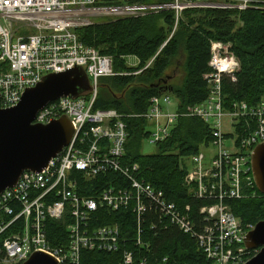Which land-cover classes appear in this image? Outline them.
Listing matches in <instances>:
<instances>
[{
	"label": "built area",
	"instance_id": "1",
	"mask_svg": "<svg viewBox=\"0 0 264 264\" xmlns=\"http://www.w3.org/2000/svg\"><path fill=\"white\" fill-rule=\"evenodd\" d=\"M112 1L117 4L97 5L99 0H0L1 108L18 105L24 92L37 86L46 75L66 72L76 66L85 69L92 85L89 92L76 98L62 97L38 112L34 123L43 125L64 115L69 117L74 135L48 167L41 172H23L15 186L0 194V264H23L36 252L52 256L57 264H81L84 249L117 250L122 238L120 228L92 229L89 222L93 213L100 207L116 211L135 201L142 215L146 199L160 202L164 216L196 238L208 264H247L261 250L246 245L247 236L256 223L244 224L231 210L228 200L259 197L252 172V154L264 143V101L255 106L242 102L235 104V109L224 107L222 77L227 75L236 80L234 75L240 69L239 60L229 53L225 44L212 42L210 66L213 72L206 75L210 90L207 100L180 112L175 98L164 93L153 96L149 110L139 115L149 121L147 138L157 145L170 137L182 116L198 117L209 124L212 140L204 146L208 150L215 148V153L209 156L201 150L191 156V167L187 165L184 179L192 196L212 201L200 209L203 229L199 232L188 215L175 204L167 203L163 193L130 173L131 166L138 172L140 165L124 161L129 137L128 126L123 120L125 116L115 109L94 110L99 81L117 75L114 60L86 46L76 32L93 25L97 18L143 17L174 10L173 36L184 10L214 9V1L175 0L174 3L153 4ZM248 5L246 0L227 1L216 8L245 10ZM172 105H175L174 110H171ZM226 117L231 133L225 132ZM245 120L254 121L255 128L251 130L252 125L248 124L249 129L243 133L238 131V126L242 121L245 124ZM227 138L232 139L231 149ZM112 170L131 178V188L110 186L97 197L79 195L76 172H80L83 179H94ZM51 193L53 200L48 197ZM15 201L20 203L19 209ZM68 216L73 218L72 223L67 224L68 245L52 246L47 240L46 219ZM20 219L22 226L17 232L12 231L13 224ZM167 262L165 258L160 264ZM120 264L148 263L146 259L135 260L126 250Z\"/></svg>",
	"mask_w": 264,
	"mask_h": 264
},
{
	"label": "trees",
	"instance_id": "2",
	"mask_svg": "<svg viewBox=\"0 0 264 264\" xmlns=\"http://www.w3.org/2000/svg\"><path fill=\"white\" fill-rule=\"evenodd\" d=\"M184 1V0H181ZM175 0H133L132 3H174ZM114 5L112 0H99L97 5ZM176 25V12L166 10L143 17H123L108 21H97L93 25L76 30L79 39L101 54L111 56L117 75L99 81L98 97L94 110L115 109L124 115L129 131L124 161L138 163L140 170L130 173L139 180L150 183L157 192L163 193L168 204H175L189 216L197 230L203 229L200 209L212 201L200 199L189 193L184 179L187 172L186 158L199 153L202 146L212 140L211 128L198 117L182 116L178 119L171 135L158 144V152L145 155L141 152L142 142L148 137L149 121L139 115L149 110L150 99L155 95L170 93L175 97L180 112L188 107L204 103L210 93L206 75L213 72L212 42L230 44V51L238 58L240 69L236 80L224 75L222 88L224 107L235 109V104L247 102L250 106L264 101V0H254L245 10H220L188 8L184 10ZM183 52L184 77L180 84L167 82L152 87L165 78L166 72ZM136 57V66L128 64V57ZM169 81V80H168ZM120 92V93H118ZM125 92L124 94H122ZM255 122L245 120L238 131L246 132ZM231 136V134H229ZM79 179L78 193L85 197H97L104 189L114 186L131 188V178L110 171L94 179ZM75 175V176H76ZM259 197L228 200L231 210L243 223H258L264 220V195ZM50 200L54 194L48 195ZM146 210L141 215L135 201L128 207L116 211L98 208L89 225L92 229L118 226L122 233L117 250H90L81 252V264H120L126 250L135 260L146 259L148 264H208L196 238L180 230L163 214L162 204L146 199ZM14 205L19 209L20 203ZM73 218H47L45 222L47 240L55 247L69 243L67 224ZM18 220L12 226L17 232L22 226ZM2 238H0L1 240ZM124 240H126L124 242ZM141 243H140V242ZM1 245V241H0ZM143 245V247H142Z\"/></svg>",
	"mask_w": 264,
	"mask_h": 264
},
{
	"label": "water",
	"instance_id": "3",
	"mask_svg": "<svg viewBox=\"0 0 264 264\" xmlns=\"http://www.w3.org/2000/svg\"><path fill=\"white\" fill-rule=\"evenodd\" d=\"M163 78L152 87L165 84ZM92 90L85 69L76 66L66 72L51 73L35 87L27 89L18 105L0 107V194L15 186L23 172H41L72 141L74 128L67 116L43 125L34 123L38 112L62 97H79ZM252 172L257 189L264 195V143L252 154ZM248 248H261L247 264H264V220L256 224L246 240ZM23 264H57L50 255L36 252Z\"/></svg>",
	"mask_w": 264,
	"mask_h": 264
},
{
	"label": "rangeland",
	"instance_id": "4",
	"mask_svg": "<svg viewBox=\"0 0 264 264\" xmlns=\"http://www.w3.org/2000/svg\"><path fill=\"white\" fill-rule=\"evenodd\" d=\"M184 1H193L194 3L196 2V0H184ZM198 1H203V0H198ZM210 1H214V9H220V10H240V9H222V8H216L218 7L217 5H221L223 2H227V1H233V2H244L245 0H210ZM249 2V5L248 7H250L251 3H253L254 0H246ZM217 4V5H215ZM202 9H207V8H202ZM242 11V10H240ZM97 20H101V21H108V20H112L111 18H97ZM217 42V41H215ZM223 43V42H221ZM225 44V46L228 48L229 50V53L230 54H233L231 51H230V44H226V43H223ZM218 52V49H216V53ZM229 56H232V55H229ZM185 54L183 52H181V54L178 56V58L175 60V63L169 68V70L166 72V75H165V78L169 77V83L170 84H174V85H178L181 83L183 77H184V70H183V64L185 62ZM236 59L238 60V58L236 57ZM219 60V58L217 59ZM128 64L130 66H136L138 63L136 62V60L134 58H130L128 59ZM120 93V92H118ZM125 92H123L122 94H124ZM121 94V93H120ZM173 96V95H172ZM173 98H175L173 96ZM175 105L171 106V110H174L175 108ZM225 132L226 133H231L232 129L229 128V118L226 117L225 119ZM152 131V129H151ZM231 138H227L226 139V143L228 145V148L231 149ZM233 145H234V142H233ZM232 145V150H234V147ZM158 145L157 144H153L149 141L148 138H145L142 142V146H141V152L145 155H152V154H155L158 152ZM202 151H204L206 154H208L209 156L210 155H213V153H215V148H211V150H208V148H206V146H202L201 148ZM189 167H191V162H190V159L189 158H186L183 160Z\"/></svg>",
	"mask_w": 264,
	"mask_h": 264
},
{
	"label": "crops",
	"instance_id": "5",
	"mask_svg": "<svg viewBox=\"0 0 264 264\" xmlns=\"http://www.w3.org/2000/svg\"><path fill=\"white\" fill-rule=\"evenodd\" d=\"M130 58H134V59L136 60L137 63L139 62V60H138L136 57H132V56H130V57H128L127 59H130Z\"/></svg>",
	"mask_w": 264,
	"mask_h": 264
},
{
	"label": "bare ground",
	"instance_id": "6",
	"mask_svg": "<svg viewBox=\"0 0 264 264\" xmlns=\"http://www.w3.org/2000/svg\"><path fill=\"white\" fill-rule=\"evenodd\" d=\"M210 94V93H209Z\"/></svg>",
	"mask_w": 264,
	"mask_h": 264
}]
</instances>
